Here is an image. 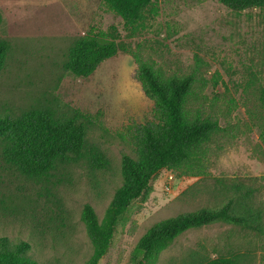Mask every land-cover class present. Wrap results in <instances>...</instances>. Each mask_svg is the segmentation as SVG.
Returning a JSON list of instances; mask_svg holds the SVG:
<instances>
[{"label": "rangeland", "instance_id": "1", "mask_svg": "<svg viewBox=\"0 0 264 264\" xmlns=\"http://www.w3.org/2000/svg\"><path fill=\"white\" fill-rule=\"evenodd\" d=\"M157 6L158 14L131 36L124 20L101 0H0L5 18L0 38L12 43L0 72V111L18 115L48 91L58 97L60 115L79 110L90 118L88 140L110 161L103 170L84 161L61 167L52 184L27 179L10 167L0 145V238L29 243L27 257L39 264H85L90 258L84 207L90 205L103 218L123 183V155L135 157L136 128L153 118V101L136 77L137 64L123 50L88 77L66 73L61 82L53 81L61 71L54 62H61L70 37L92 29L115 26L123 46L139 48L165 75L197 69L199 102L223 127L212 143L215 153L206 173L176 174L171 181V171H160L150 193L134 200L122 216L99 264H138L135 247L156 223L222 205L229 194L217 179L254 187L253 206L264 213V10L236 11L217 0H158ZM219 256L264 264V218L261 233L228 223L190 229L153 264H201Z\"/></svg>", "mask_w": 264, "mask_h": 264}, {"label": "trees", "instance_id": "2", "mask_svg": "<svg viewBox=\"0 0 264 264\" xmlns=\"http://www.w3.org/2000/svg\"><path fill=\"white\" fill-rule=\"evenodd\" d=\"M158 0H101L109 10L124 20L134 36L145 28L150 17L158 14ZM224 6L243 11L264 10V0H217ZM5 22L0 10V26ZM61 62L54 66L55 83L66 73L88 77L101 63L120 50L132 55L137 64L136 77L145 95L153 101L152 119L136 128L135 157L124 154L121 173L123 183L115 192L105 214L99 220L95 210L86 205L82 219L93 252L85 264H99L108 254L117 226L132 202L148 195L154 177L162 170L178 177H199L206 173L214 138L223 127L217 118L205 113L196 91L197 69L184 75H165L156 65L144 58L139 48L123 46L115 26L107 31H88L70 37ZM11 41L0 38V72L4 70L11 50ZM52 78V79H53ZM264 106V88L261 92ZM58 97L38 99L18 115L0 111L1 156L6 164L27 179L55 184L59 168L86 162L94 170L107 169L110 161L104 151L88 140L90 118L77 113L59 114ZM264 142V124L261 126ZM217 149L220 147L216 146ZM229 194L222 205L181 213L152 226L138 241L134 258L138 264H153L156 257L178 236L190 229L214 223H228L263 232V210L253 206L256 189L241 182L227 183L217 179ZM29 243L17 245L0 238V264H39L27 257ZM142 259H138L139 257ZM201 264H239L235 256H219Z\"/></svg>", "mask_w": 264, "mask_h": 264}, {"label": "built area", "instance_id": "3", "mask_svg": "<svg viewBox=\"0 0 264 264\" xmlns=\"http://www.w3.org/2000/svg\"><path fill=\"white\" fill-rule=\"evenodd\" d=\"M172 174H170L169 175V179L171 180V181H174V179H175V174H173V172H171Z\"/></svg>", "mask_w": 264, "mask_h": 264}, {"label": "crops", "instance_id": "4", "mask_svg": "<svg viewBox=\"0 0 264 264\" xmlns=\"http://www.w3.org/2000/svg\"><path fill=\"white\" fill-rule=\"evenodd\" d=\"M83 35V34H82Z\"/></svg>", "mask_w": 264, "mask_h": 264}]
</instances>
